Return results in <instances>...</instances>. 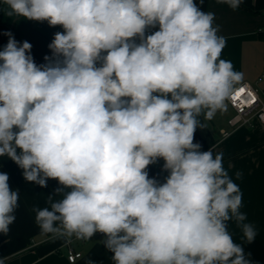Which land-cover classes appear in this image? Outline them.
<instances>
[{
  "label": "clouds",
  "instance_id": "obj_1",
  "mask_svg": "<svg viewBox=\"0 0 264 264\" xmlns=\"http://www.w3.org/2000/svg\"><path fill=\"white\" fill-rule=\"evenodd\" d=\"M218 2L235 10L243 0ZM2 4L8 17L63 29L43 64L10 32L0 50V157L62 194L34 209L39 228L103 233L114 264H255L227 227L235 220L247 243L256 238L238 186L221 154L194 143L200 117L222 109L242 78L221 59L215 14L196 0ZM161 158L163 183L146 170ZM8 180L0 172L3 235L19 206Z\"/></svg>",
  "mask_w": 264,
  "mask_h": 264
},
{
  "label": "crops",
  "instance_id": "obj_2",
  "mask_svg": "<svg viewBox=\"0 0 264 264\" xmlns=\"http://www.w3.org/2000/svg\"><path fill=\"white\" fill-rule=\"evenodd\" d=\"M196 3L203 11L215 14L214 26H218V35L226 41L221 59L230 61L233 69L242 74L238 84L248 81L264 90V81L257 80L264 70V37L258 31L264 28V0H243L235 10L218 0H196ZM6 7L0 0V8ZM58 31H63L62 27H50L46 21L8 17L0 11V50L9 39L5 33L10 32L17 42L32 45L31 55L38 65L45 62L46 55L51 56L48 45ZM233 114L234 110L225 104L211 119L201 116L204 126L196 130L194 143H199L202 151L211 149L214 155H222L225 170L242 194L240 211L246 216L243 223L254 226L256 238L247 243L235 220L228 222V231L234 242L242 244L246 254L250 253L249 259L264 264V123L256 121L253 125L233 127L228 123ZM162 162V158L158 159L146 169L149 178L160 183L168 176L159 169ZM0 172L8 174L10 189L19 192L15 222L7 235L0 234V258H4V264H114L113 254L102 243L104 236L94 234L85 241L72 240L71 244L82 256L70 262L66 237L51 236L39 228L34 209H50L52 202L62 198V194H54L59 187L56 180L49 179L45 188L28 183L22 169L7 157H0Z\"/></svg>",
  "mask_w": 264,
  "mask_h": 264
},
{
  "label": "built area",
  "instance_id": "obj_3",
  "mask_svg": "<svg viewBox=\"0 0 264 264\" xmlns=\"http://www.w3.org/2000/svg\"><path fill=\"white\" fill-rule=\"evenodd\" d=\"M157 29H152L150 31H155ZM259 34L264 37V28L258 29ZM257 80L259 82L264 81V70L258 76ZM264 93V91H263ZM226 105H229L233 110L234 114L229 118L228 123L236 127L238 125H253L256 121L264 123V96H262L261 91L248 81H243L238 84L230 97L225 101ZM227 134V132H224ZM164 161L160 163V171L168 173L163 170ZM98 236H104L103 233H95ZM57 235H62L67 239V259L70 262H75L82 256V252L77 250L72 244V240L85 241L88 239L77 238L76 236L69 238L62 231L57 232Z\"/></svg>",
  "mask_w": 264,
  "mask_h": 264
},
{
  "label": "rangeland",
  "instance_id": "obj_4",
  "mask_svg": "<svg viewBox=\"0 0 264 264\" xmlns=\"http://www.w3.org/2000/svg\"><path fill=\"white\" fill-rule=\"evenodd\" d=\"M260 91H261L262 96H264V93H263L264 90H263V89H260ZM50 235H51V236H53V235H54V236H57V232H56V233H52V234H50Z\"/></svg>",
  "mask_w": 264,
  "mask_h": 264
},
{
  "label": "trees",
  "instance_id": "obj_5",
  "mask_svg": "<svg viewBox=\"0 0 264 264\" xmlns=\"http://www.w3.org/2000/svg\"><path fill=\"white\" fill-rule=\"evenodd\" d=\"M212 142H213V144H214V143H215V140L213 139V141H212ZM51 234H52V233H51Z\"/></svg>",
  "mask_w": 264,
  "mask_h": 264
}]
</instances>
